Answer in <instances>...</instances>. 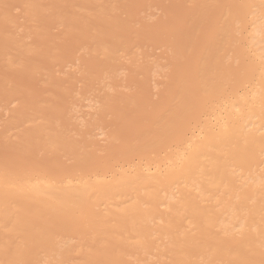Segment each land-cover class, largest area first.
<instances>
[{
    "label": "bare ground",
    "instance_id": "1",
    "mask_svg": "<svg viewBox=\"0 0 264 264\" xmlns=\"http://www.w3.org/2000/svg\"><path fill=\"white\" fill-rule=\"evenodd\" d=\"M0 264H264V0H0Z\"/></svg>",
    "mask_w": 264,
    "mask_h": 264
}]
</instances>
